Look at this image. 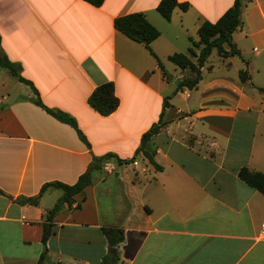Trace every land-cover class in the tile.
<instances>
[{"label":"crops","instance_id":"1","mask_svg":"<svg viewBox=\"0 0 264 264\" xmlns=\"http://www.w3.org/2000/svg\"><path fill=\"white\" fill-rule=\"evenodd\" d=\"M178 1L188 9L175 7L166 20L156 10L159 0H104L98 7L84 0H0L2 52L20 65L44 105L76 120L90 144L33 103L30 86L0 67V189L11 196L0 195V264H37L44 216L62 191L49 187L36 205L14 199L36 195L45 182L73 184L92 155L106 153L123 162L115 157L113 172L95 171L72 205L55 215L44 264H103L115 252V264H264L258 236L264 193L237 176L242 166L260 171L250 165L254 142L243 163L232 139L239 117L264 107L256 94L264 87V0L241 8L242 25L231 34L239 55L220 56L213 48L196 87L174 92L190 70L168 55L186 51L195 62L188 49L199 25L215 22L233 3ZM132 12L159 30L150 47L167 78L142 43L113 27L115 17ZM214 50L225 67L210 61ZM239 70H246L245 82ZM107 81L119 105L101 115L87 98ZM159 120L163 126L146 144L156 169L135 152ZM112 173L116 180L106 182ZM111 226L124 236L115 251L101 230Z\"/></svg>","mask_w":264,"mask_h":264},{"label":"trees","instance_id":"2","mask_svg":"<svg viewBox=\"0 0 264 264\" xmlns=\"http://www.w3.org/2000/svg\"><path fill=\"white\" fill-rule=\"evenodd\" d=\"M93 6H100L104 0H84ZM247 0H233V3L228 7L225 12L215 21H203L198 29V40L191 42V47L188 49L189 53L196 55V61L193 62L191 58L183 52H173L168 55V60L174 63L179 68H188L190 75L183 76L177 84L174 92L179 91L183 87L194 88L201 78L200 69L203 66L206 58L209 56L213 48H216L217 53L220 56L239 55V51L235 48L231 41V34L242 25L241 20V8ZM175 7L185 11L189 7L188 2H180L178 0H159L156 10L166 20H169L172 11ZM113 27L125 35L127 38L142 43L149 53L156 59L162 76L167 78V73L159 60V58L153 53L150 43L159 36V30L152 25L145 15L141 12H132L124 15L117 16L113 19ZM224 44L230 46L229 50L223 48ZM195 46L199 49L196 54L192 48ZM0 67L6 69L17 80L30 86L34 93V97L31 101L36 105L43 108L48 114L55 119L70 125L76 132L79 139L90 148V144L85 138L83 132L77 125L76 120L67 114L66 112L50 108L42 103L38 96V92L33 84L20 75V65L18 63L10 61L7 56L2 52L0 48ZM239 77L241 81L245 82L248 79L246 70H239ZM260 91H264V87L258 88ZM88 105L97 111L101 115H108L113 112L119 105V99L115 95L114 85L112 81H107L97 85L89 94L87 98ZM168 102L163 100V107H166ZM163 123L159 120L146 130L140 140V145L136 149L135 153L140 151L144 157L152 164L156 169L161 168L153 159L151 153L146 149V144L149 139L157 134ZM116 156L112 153H106L100 156L92 155L90 162L88 163L84 172H82L77 180L73 184H67L61 181H49L41 185L38 193L34 196H17L14 200L19 204H31L36 205L42 193L49 187L59 188L62 191L61 196L55 201L53 206L46 212L44 221L42 223V236L41 242L43 249L38 257L37 264H44V260L47 256L46 242L49 236L53 233V219L62 208L71 206L74 202V196L81 193L85 186L91 183L92 175L95 171L102 170L103 164L107 161H112ZM127 162L126 160H124ZM117 163H122L120 159L116 157ZM237 176L248 186L255 188L261 193H264V173L261 171L250 170L246 166L240 167L237 172ZM0 195H7L2 189H0ZM79 204H77V207ZM102 232L106 238V241L110 247H116L123 240V231L119 227H103ZM118 260V254L108 253L102 257L103 264H115ZM60 264V263H56Z\"/></svg>","mask_w":264,"mask_h":264},{"label":"rangeland","instance_id":"3","mask_svg":"<svg viewBox=\"0 0 264 264\" xmlns=\"http://www.w3.org/2000/svg\"><path fill=\"white\" fill-rule=\"evenodd\" d=\"M187 42L184 41V46H182V49H186ZM182 52V51H181ZM186 53V51H183ZM222 58L220 56L216 55V51L214 50L212 53V56L210 57V61L214 63L215 65L219 64V62L222 64ZM222 66L225 67V65L222 64ZM220 72L222 70L220 69ZM231 74V73H230ZM10 80L14 83H18V81L10 77ZM257 96L261 97V99H264V91H256ZM258 97V98H259ZM259 100V101H260ZM260 103V102H258ZM257 113L250 114L247 118L246 117H239V120L242 121L238 127V130L233 132L232 139L235 141L238 139L239 144V154L238 159L241 160L243 163L246 161L245 154L248 149V146L250 145L251 141L254 142V152H253V161H251V166L255 167L257 170L264 172V107L258 106L255 107ZM236 147V146H235ZM128 173H133V171L129 168ZM106 182L112 183L114 180H116V177L114 176V173L107 176ZM103 184V183H102ZM106 184V183H105Z\"/></svg>","mask_w":264,"mask_h":264},{"label":"built area","instance_id":"4","mask_svg":"<svg viewBox=\"0 0 264 264\" xmlns=\"http://www.w3.org/2000/svg\"><path fill=\"white\" fill-rule=\"evenodd\" d=\"M114 169H115V166L113 165V163L111 161H107L103 164V170L108 172V173L113 172ZM258 236L261 239H264V217L262 218V220L260 222Z\"/></svg>","mask_w":264,"mask_h":264},{"label":"water","instance_id":"5","mask_svg":"<svg viewBox=\"0 0 264 264\" xmlns=\"http://www.w3.org/2000/svg\"><path fill=\"white\" fill-rule=\"evenodd\" d=\"M109 250L110 251H115V247H110Z\"/></svg>","mask_w":264,"mask_h":264}]
</instances>
